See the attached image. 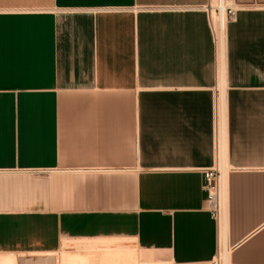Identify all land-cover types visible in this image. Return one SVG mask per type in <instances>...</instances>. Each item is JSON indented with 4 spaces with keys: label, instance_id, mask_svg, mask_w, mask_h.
<instances>
[{
    "label": "crops",
    "instance_id": "obj_1",
    "mask_svg": "<svg viewBox=\"0 0 264 264\" xmlns=\"http://www.w3.org/2000/svg\"><path fill=\"white\" fill-rule=\"evenodd\" d=\"M210 1L0 0V264H264V0H227L219 215Z\"/></svg>",
    "mask_w": 264,
    "mask_h": 264
},
{
    "label": "built area",
    "instance_id": "obj_2",
    "mask_svg": "<svg viewBox=\"0 0 264 264\" xmlns=\"http://www.w3.org/2000/svg\"><path fill=\"white\" fill-rule=\"evenodd\" d=\"M215 4V6H212L211 0L204 6L209 12L210 18L212 7H214V11L216 10L218 14H222L226 21L233 15L234 7L230 6L227 0H216ZM213 27L216 39L218 40V35L214 24ZM226 120L227 107L225 99V83L223 80L222 82L220 81L218 72L217 82L213 88L212 100L214 164L210 167L201 169L204 178L203 189L207 194V207L213 215H219L222 209V178L224 170L227 171L225 162ZM214 260L217 264H220V254L216 255Z\"/></svg>",
    "mask_w": 264,
    "mask_h": 264
},
{
    "label": "rangeland",
    "instance_id": "obj_3",
    "mask_svg": "<svg viewBox=\"0 0 264 264\" xmlns=\"http://www.w3.org/2000/svg\"><path fill=\"white\" fill-rule=\"evenodd\" d=\"M214 12H216V14ZM212 14L215 15L214 17H216L217 19V11H213ZM117 246L118 245L115 241H66L63 243L60 250H58L53 256H51L50 259L52 264H64L62 261L64 257H68V260L70 259L69 261L66 260L65 264H67V262L68 264H80L82 260L85 263L81 262V264H94L89 262L90 258L96 259L97 256H104V259H107L111 257L114 252L116 253L119 250ZM220 258V264H223V258L221 254ZM210 264L217 263L215 260H213Z\"/></svg>",
    "mask_w": 264,
    "mask_h": 264
},
{
    "label": "bare ground",
    "instance_id": "obj_4",
    "mask_svg": "<svg viewBox=\"0 0 264 264\" xmlns=\"http://www.w3.org/2000/svg\"><path fill=\"white\" fill-rule=\"evenodd\" d=\"M214 3H216V0H212V6H215L216 5ZM213 11H214V7H212V10H211V18H212L213 24H214V26L216 28V32H217V35H218V54H219V62H218V65L220 67V76L219 77H220V81L222 82V80L224 78V76H223V70H224L223 69V66H224L223 65V58H224V34H225V24H226V20H225V17L222 16V14H217L218 17L216 19V17H214L215 15L212 14ZM214 13L216 14V12H214ZM224 202H225V170L223 172V178H222V205H224ZM220 254L222 255V258H223L222 259L223 260V264H228V251H227V249L226 250L225 249H220ZM9 259H12V258H8L4 263H7V261H8L7 264H14V262L11 260L13 262L12 263ZM66 260L69 261L70 259L68 260V257H64V259L62 260L64 264H65ZM81 262H80V264H81ZM67 264H68V262H67Z\"/></svg>",
    "mask_w": 264,
    "mask_h": 264
}]
</instances>
